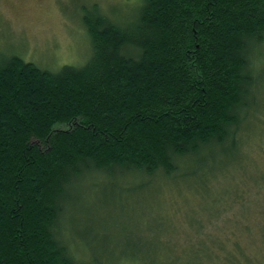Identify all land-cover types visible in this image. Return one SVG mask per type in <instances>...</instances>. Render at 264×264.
Segmentation results:
<instances>
[{"label":"trees","instance_id":"trees-1","mask_svg":"<svg viewBox=\"0 0 264 264\" xmlns=\"http://www.w3.org/2000/svg\"><path fill=\"white\" fill-rule=\"evenodd\" d=\"M116 17L84 11L89 54L79 65L52 71L0 56V264L172 263L161 258L172 240L148 241L154 220L131 232L113 203L115 188L133 199L146 187L108 186L104 202L74 216L87 181L158 182L199 196L192 210L185 201L198 253L202 233L231 207L221 197H246L234 179L247 176L243 145L264 119V0H140Z\"/></svg>","mask_w":264,"mask_h":264},{"label":"rangeland","instance_id":"rangeland-1","mask_svg":"<svg viewBox=\"0 0 264 264\" xmlns=\"http://www.w3.org/2000/svg\"><path fill=\"white\" fill-rule=\"evenodd\" d=\"M139 4L140 0H0V56L17 55L38 67L52 71L58 70L63 65H79L89 54V39L81 21L84 11L89 13L98 11L108 17L117 14L116 19L118 17L127 19V15H133ZM260 56L264 57V48L258 58ZM256 70L264 77V58H259ZM260 87L258 92L264 98V84ZM261 100L263 99H260V105H264ZM253 127L256 131L255 136L252 135L243 145L245 159L242 166L244 168L240 167L239 170V174L246 172L247 176H242L240 180L234 179L246 188L247 191L239 190L246 197L238 200L239 195H235L232 201L229 194L221 197L224 200V208L226 209L225 205H231V207L224 210L223 214L202 233L204 237L201 239L200 253L195 250L198 243L188 244L187 242V234L193 235L195 227L188 226L185 216L190 212L186 213L187 210H185L188 206L185 203L186 199L190 198V210H192L194 206H199L200 197L185 189H172L171 186L164 183L161 185L158 182L144 181L141 184L134 179H118L113 183L107 178H100L97 181L92 180L82 184L89 194L83 195V199L75 207V212L72 211L74 212L72 215L76 216L83 207L86 209L98 207L105 199L101 192L108 186L116 185L131 191L146 187L144 193L133 199L124 195L121 189L115 188L113 191L118 195L116 202L113 203L116 207L118 206L120 215L128 221V228L139 229L147 225L152 228V224L145 225L144 220L148 216L154 220L153 226L156 230L153 231L154 234H148V241L151 239L157 244H165L169 238L174 242L169 251L164 249L161 253V258L165 262L227 264L225 258L229 255L239 264H264V178L259 177L264 172V119L260 124L255 123ZM252 130L253 128L251 132ZM247 164L256 167L257 170L253 172L257 176L251 177ZM251 169L253 170V167ZM252 183L258 187L253 185L251 188ZM153 192L155 193L152 196ZM247 194L250 196L248 197ZM213 198L214 196L210 195L203 198L204 209L211 206ZM92 211L98 217L105 218L101 210L95 208ZM211 212L216 214L217 211ZM203 214L206 216L205 210ZM116 215V212L109 214V218H112L109 226L114 223V219H117ZM160 219L163 220L160 222ZM123 221L118 219L119 225L115 227L121 225L123 229ZM85 228L86 226H83V230ZM131 228L129 229L132 232ZM208 232H211L213 236H208ZM158 238L160 242L157 241ZM80 239L83 243L76 239V245L86 254L89 252V246L84 239ZM178 259L180 262H177Z\"/></svg>","mask_w":264,"mask_h":264}]
</instances>
